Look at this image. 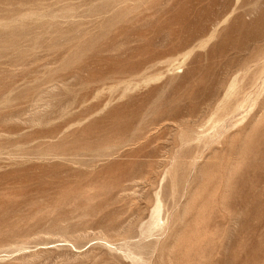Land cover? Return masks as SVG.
Segmentation results:
<instances>
[{"label": "rangeland", "instance_id": "obj_1", "mask_svg": "<svg viewBox=\"0 0 264 264\" xmlns=\"http://www.w3.org/2000/svg\"><path fill=\"white\" fill-rule=\"evenodd\" d=\"M0 264H264V0H0Z\"/></svg>", "mask_w": 264, "mask_h": 264}]
</instances>
